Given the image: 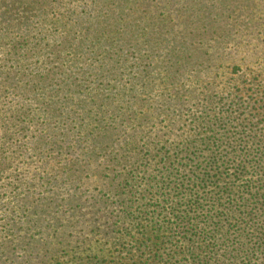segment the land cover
Listing matches in <instances>:
<instances>
[{
  "label": "trees",
  "instance_id": "1",
  "mask_svg": "<svg viewBox=\"0 0 264 264\" xmlns=\"http://www.w3.org/2000/svg\"><path fill=\"white\" fill-rule=\"evenodd\" d=\"M76 1L0 0V264H264V0Z\"/></svg>",
  "mask_w": 264,
  "mask_h": 264
},
{
  "label": "rangeland",
  "instance_id": "2",
  "mask_svg": "<svg viewBox=\"0 0 264 264\" xmlns=\"http://www.w3.org/2000/svg\"><path fill=\"white\" fill-rule=\"evenodd\" d=\"M85 1L87 2V5H93V4L95 5L98 2V0H82V1L77 0L75 2V4H73V5L70 6V9L72 10V12H79L81 9H84V6H82V5H85L86 4ZM132 2H133V0H129V1H127V4H130ZM66 3H69V2L66 1ZM86 6H85V8H86ZM143 25L144 24H142L141 26H132L133 27V30H134L133 31L134 32V35L137 32H139V34L142 35L146 31H148L149 26H143ZM118 27H120V26H118ZM180 85L183 86L181 88V90L183 92H185L187 90V88H188L187 83H183L182 82ZM175 89H176V91L178 93H180V90L178 89L177 86H176ZM159 92H161V91H157V93H159ZM179 118L180 117L176 118V120L179 119ZM179 123L182 124L183 122H179ZM1 178H2V176H1ZM9 181L10 180L8 178H5V177H3L0 180V193H1V197H0V232L2 230L1 227L4 224V220L3 219H4V216H5V215H3L2 210H3V208H5V205L7 204V197H8L7 194L9 192L8 188L5 185L8 184ZM5 234H8V236H7L8 241H12L13 236H12V233L10 232V230L8 232H6ZM14 235L16 237L23 238V234L17 233V234H14ZM27 237H28V235H27ZM11 248H13V247H11ZM11 248L10 247H6V249H5V247H0V261L3 260L4 262H6L5 256H13L14 254L17 253V252H14V250H12ZM19 254L20 253H17V255H19Z\"/></svg>",
  "mask_w": 264,
  "mask_h": 264
}]
</instances>
